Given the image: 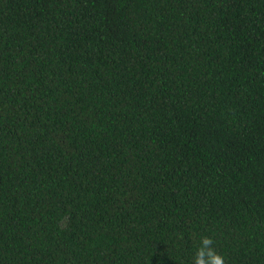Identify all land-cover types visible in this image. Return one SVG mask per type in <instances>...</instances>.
Wrapping results in <instances>:
<instances>
[{"label":"trees","instance_id":"16d2710c","mask_svg":"<svg viewBox=\"0 0 264 264\" xmlns=\"http://www.w3.org/2000/svg\"><path fill=\"white\" fill-rule=\"evenodd\" d=\"M264 264V0H0V264Z\"/></svg>","mask_w":264,"mask_h":264},{"label":"clouds","instance_id":"9594fccd","mask_svg":"<svg viewBox=\"0 0 264 264\" xmlns=\"http://www.w3.org/2000/svg\"><path fill=\"white\" fill-rule=\"evenodd\" d=\"M214 240L204 236L195 254L194 264H225V258L212 247Z\"/></svg>","mask_w":264,"mask_h":264}]
</instances>
